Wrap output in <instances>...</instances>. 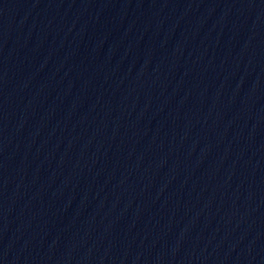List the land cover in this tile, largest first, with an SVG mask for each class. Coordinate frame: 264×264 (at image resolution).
Instances as JSON below:
<instances>
[{
	"label": "water",
	"instance_id": "95a60500",
	"mask_svg": "<svg viewBox=\"0 0 264 264\" xmlns=\"http://www.w3.org/2000/svg\"><path fill=\"white\" fill-rule=\"evenodd\" d=\"M0 264H264V0H0Z\"/></svg>",
	"mask_w": 264,
	"mask_h": 264
}]
</instances>
